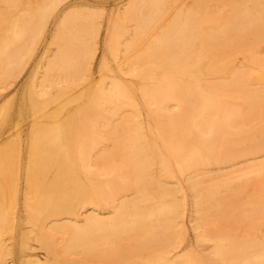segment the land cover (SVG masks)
<instances>
[{
    "label": "bare ground",
    "instance_id": "obj_1",
    "mask_svg": "<svg viewBox=\"0 0 264 264\" xmlns=\"http://www.w3.org/2000/svg\"><path fill=\"white\" fill-rule=\"evenodd\" d=\"M82 1L0 0V264H264V0Z\"/></svg>",
    "mask_w": 264,
    "mask_h": 264
},
{
    "label": "snow or ice",
    "instance_id": "obj_2",
    "mask_svg": "<svg viewBox=\"0 0 264 264\" xmlns=\"http://www.w3.org/2000/svg\"><path fill=\"white\" fill-rule=\"evenodd\" d=\"M106 5H103V4H97L95 6H93V16L96 17V18H101L103 16L106 15ZM20 264H26L25 261L21 260ZM192 264H202L201 261L199 260H194L192 262Z\"/></svg>",
    "mask_w": 264,
    "mask_h": 264
},
{
    "label": "rangeland",
    "instance_id": "obj_3",
    "mask_svg": "<svg viewBox=\"0 0 264 264\" xmlns=\"http://www.w3.org/2000/svg\"><path fill=\"white\" fill-rule=\"evenodd\" d=\"M85 1H87V0H83L82 2H85ZM89 2H92V3H94L95 2V0H88ZM104 1H106V2H109V3H112L113 2V0H104ZM110 9V8H109ZM18 97H16L17 99H19V94L17 95Z\"/></svg>",
    "mask_w": 264,
    "mask_h": 264
}]
</instances>
